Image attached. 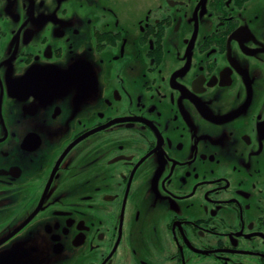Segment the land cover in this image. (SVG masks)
<instances>
[{"label":"flooded vegetation","instance_id":"1","mask_svg":"<svg viewBox=\"0 0 264 264\" xmlns=\"http://www.w3.org/2000/svg\"><path fill=\"white\" fill-rule=\"evenodd\" d=\"M15 263L264 264V0H0Z\"/></svg>","mask_w":264,"mask_h":264},{"label":"rangeland","instance_id":"2","mask_svg":"<svg viewBox=\"0 0 264 264\" xmlns=\"http://www.w3.org/2000/svg\"><path fill=\"white\" fill-rule=\"evenodd\" d=\"M21 260V259H20ZM15 264H17V263H15Z\"/></svg>","mask_w":264,"mask_h":264}]
</instances>
